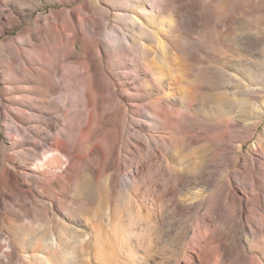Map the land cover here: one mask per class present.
Segmentation results:
<instances>
[{"label":"rangeland","instance_id":"374dc122","mask_svg":"<svg viewBox=\"0 0 264 264\" xmlns=\"http://www.w3.org/2000/svg\"><path fill=\"white\" fill-rule=\"evenodd\" d=\"M32 45L72 54L47 98L55 136L72 123L71 180L3 185V264H264V0H0L2 177L41 156L10 129L47 110L13 78ZM94 60L107 88L91 107Z\"/></svg>","mask_w":264,"mask_h":264},{"label":"bare ground","instance_id":"6f19581e","mask_svg":"<svg viewBox=\"0 0 264 264\" xmlns=\"http://www.w3.org/2000/svg\"><path fill=\"white\" fill-rule=\"evenodd\" d=\"M69 26L71 30L75 32L77 41L82 44L85 41V38L81 33H79L78 26L72 22L69 24ZM51 28L52 30L56 29L57 23L52 21ZM38 38L39 36L37 33L29 34L27 37L29 41H37ZM45 40L46 38L41 39L43 42H45ZM35 47L36 46L32 45V50L28 53L19 50L18 53L12 56L13 63H11V67L13 69L18 71L17 68H20L21 70L20 73L18 72V75L16 72H14V80L27 77L32 81L38 82V86L35 88L38 98L37 101L42 105H46L45 107L47 108L46 111H41L39 114L26 112L24 110L20 111V118H23L24 120L30 121L33 118L38 119L40 124L37 127L30 126L29 128H25L24 126H20L15 122H13L10 126L11 131L15 133L17 139L19 140L20 138L18 141L21 142L20 144L25 143L26 145L34 146V149L27 153L33 152L34 154L37 153V155H41L34 174H29L27 171H18L16 167L13 166L14 162H11L10 167H6V176H0V189L3 187V185H6L10 192L17 191L18 194L23 192L22 187H33V184L36 183L41 185L45 193L55 192V188H58V190L61 192L68 189L71 180L69 164L72 160V157L67 151V147H70L71 144H73V142L70 141L72 138V123L70 120L64 119V128L60 132V137L58 135L55 136L54 129L59 126L57 123L59 117H55L53 115V103H48L47 98L49 97L50 93H55L56 90L63 89L62 86L56 82L55 78L61 75V68L64 64H67L70 61L72 54L62 53L59 49L49 46L47 48H42V50ZM42 53H45V55L50 59L49 61H51V64L47 63L44 65L41 63ZM22 59H25L30 63L28 68H25ZM90 68L91 70L88 68L86 72L87 74L88 71L93 72V85L91 88H88L87 86L85 92L87 103L92 107L93 94L106 91L107 85L101 77L100 65L95 62V60L93 61ZM64 81L67 82L65 92H68V89H71V81L69 80V76H67ZM14 84L16 85L13 88L15 92L24 91V88L18 85L19 82H15ZM7 111L10 112L11 110ZM15 111L17 110L15 109ZM18 118L19 116L16 114L15 120ZM32 129L36 130V133H34ZM94 130H99V127L95 129L90 125L87 127V130L85 128L84 132L86 133ZM41 135H44V137ZM40 136L42 138L37 140V138ZM28 141H32V144ZM1 145L2 141H0V146ZM26 193L29 194L30 192L26 191ZM12 244L13 242L10 245L11 247L13 246ZM3 248L4 243L0 241V250L3 251ZM0 264H3L1 260Z\"/></svg>","mask_w":264,"mask_h":264}]
</instances>
